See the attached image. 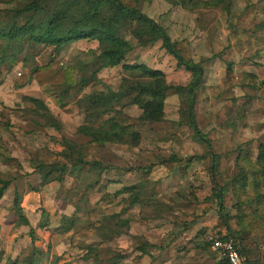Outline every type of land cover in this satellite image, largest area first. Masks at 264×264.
<instances>
[{
	"label": "rangeland",
	"instance_id": "rangeland-1",
	"mask_svg": "<svg viewBox=\"0 0 264 264\" xmlns=\"http://www.w3.org/2000/svg\"><path fill=\"white\" fill-rule=\"evenodd\" d=\"M21 1L0 2V17ZM149 1L140 0L136 7L165 30L184 61L197 66L195 85V71L178 65L160 40L140 45L127 30L124 39L131 48L114 67L98 68L106 43L93 40L59 48L28 44L12 66L0 65V179L11 182L0 199V264L17 255L27 259L30 248L25 233L16 230L14 193L38 194L29 219L33 223L40 216L37 224L45 223L47 232L72 219L70 235L79 234L75 246L94 245L100 264L113 263L115 221L119 214L127 217L133 195L146 207L140 211L166 216L192 211L196 218L211 211L216 220L220 207L230 216L241 213L248 234L242 243L264 264V180L259 173L250 174L257 147L264 144V0H167L166 6ZM50 60L72 68V85L30 81L15 88L20 73ZM228 63L240 83L246 81L243 73L260 83L230 85ZM132 64L161 73L160 82L167 87L161 111L154 108L157 98L139 94L151 108L136 102L137 85L151 80L122 66ZM105 89L116 95L109 110L101 104L91 107L88 96ZM190 100L193 122L209 145L190 125ZM80 126L91 134L78 132ZM171 155L185 163L181 177L161 164ZM241 167L246 175L242 187L233 180ZM118 179L126 182L123 187L138 182L119 199ZM212 182L224 188L221 203L211 194ZM175 198L184 206L189 201L190 208L176 206Z\"/></svg>",
	"mask_w": 264,
	"mask_h": 264
},
{
	"label": "trees",
	"instance_id": "trees-1",
	"mask_svg": "<svg viewBox=\"0 0 264 264\" xmlns=\"http://www.w3.org/2000/svg\"><path fill=\"white\" fill-rule=\"evenodd\" d=\"M11 1L20 2L21 0H0V2L7 3ZM138 1L140 0H23L21 1L22 4L13 7L8 13L9 15L6 14L7 17H0V65L6 63L8 66H12L18 55L23 52L25 45L28 44L59 48L70 42L93 40L99 44L106 43V48L97 57L99 60L98 68L114 67L121 64L125 54L131 48L129 42L124 39L123 30H127L140 45L160 40L163 48L172 55L178 65H182L189 71H195V81L192 83V85H195L199 73L197 66L182 59L165 30L152 18L138 10L136 7ZM262 25L264 26V23ZM25 58L26 56L23 60ZM122 66L137 70L151 80L147 84L137 85L136 102L143 103L144 106L151 108V103L141 97L139 98V94L142 93L144 97L148 98H157L154 108L161 111L162 100L167 88L160 82L161 73L140 64ZM71 70V67L62 66L57 64L56 61L50 60L44 65H35L23 71L13 83L16 89L23 87L30 81H34L38 86L72 85L74 81ZM242 75L246 78V81L240 83L237 80L238 76L232 72L230 63L226 64L225 78L230 85L238 84L251 87L260 83L251 73H243ZM115 96L105 89L104 92L90 94L88 103L91 107H96L99 104L106 105V109L109 110L110 101ZM191 103L190 100L188 112L190 125L195 135L206 145H209L208 139L201 136L193 122ZM109 127H115V123H110ZM77 131L86 135L91 134L86 127L80 126ZM102 134L108 137V131H103ZM238 150H240V147H238ZM246 154L248 153L244 152V155ZM161 164L166 168L176 169L180 175L185 172V163L174 155L162 159ZM254 165L256 167L250 171V174L259 173L262 180H264V144H259L257 147ZM255 169L257 170L255 171ZM214 170L215 164L210 169L211 180L214 179ZM244 170L241 167V173L233 177V180L239 183L241 187L244 185L246 177ZM10 183L9 180L0 179V198ZM213 184L212 182L210 186L211 194L215 197L217 203H221L224 188ZM132 188L134 187L126 186L120 192L131 191ZM19 201L20 197L14 193L12 207L17 218L16 224L26 225L27 220L21 213ZM219 209L222 218L219 216L217 218L218 228H224L227 236L236 241L238 251L244 257L246 264H259L252 256L251 246L247 247L242 243L248 237L242 224V214L238 213L237 216H230L223 209L221 210V207ZM71 223L72 219H69L62 229H69ZM4 264H17V257L7 259ZM216 264L228 263L222 258Z\"/></svg>",
	"mask_w": 264,
	"mask_h": 264
},
{
	"label": "crops",
	"instance_id": "crops-1",
	"mask_svg": "<svg viewBox=\"0 0 264 264\" xmlns=\"http://www.w3.org/2000/svg\"><path fill=\"white\" fill-rule=\"evenodd\" d=\"M161 1L164 6L168 4L166 0ZM148 2L150 1L148 0ZM118 180L114 182V187L118 188V193H121L118 195L120 199L124 198L120 191L126 182ZM178 181L181 184L183 182L180 179ZM137 182L131 181L128 186L134 187ZM10 186L8 185L5 191ZM37 195L34 197L27 193L22 197L20 196L19 206L27 224H17L16 230L25 233L23 241L27 242L30 248L26 250V255H24L27 256L28 260L21 259L17 255V264H100L97 255H93L96 253L94 245L86 243L82 245L83 247L75 246L74 241L79 234L71 236V228L63 230L60 227V229L54 228L53 232H47L43 230L47 226L45 223L37 224L40 216H37L36 222H30V212L31 214L34 212L35 200L38 201L39 199ZM175 200L176 198L174 199L176 206L180 204L181 208H190L189 201L184 206L183 200L180 199V202ZM129 202H132L134 206H130V211L126 214L127 217L123 216L122 219V215L117 214L118 220L115 221L118 229L121 225L124 228L122 231H118L116 228L117 232L113 233L112 250L115 258L112 264H216L222 259L211 250L205 239L208 230L218 228V216L215 220L211 211L196 218L191 216L190 212L192 211L187 216L183 213L184 211H174L166 216L163 213L156 214L152 213L153 211H144L146 207L141 206V201L136 195H133ZM143 202L148 201H145L144 198ZM198 207L202 209L204 206L199 205ZM140 209L144 210L140 211ZM45 239L48 241H44ZM53 254H56L54 259H52ZM57 259L61 260L58 261Z\"/></svg>",
	"mask_w": 264,
	"mask_h": 264
},
{
	"label": "built area",
	"instance_id": "built-area-1",
	"mask_svg": "<svg viewBox=\"0 0 264 264\" xmlns=\"http://www.w3.org/2000/svg\"><path fill=\"white\" fill-rule=\"evenodd\" d=\"M205 239L209 243L211 250L228 264H246L244 257L238 251L236 241L232 237L227 236L224 228L208 230Z\"/></svg>",
	"mask_w": 264,
	"mask_h": 264
},
{
	"label": "water",
	"instance_id": "water-1",
	"mask_svg": "<svg viewBox=\"0 0 264 264\" xmlns=\"http://www.w3.org/2000/svg\"><path fill=\"white\" fill-rule=\"evenodd\" d=\"M218 216L220 217V218H222V214H221V212H220V209L218 208Z\"/></svg>",
	"mask_w": 264,
	"mask_h": 264
}]
</instances>
